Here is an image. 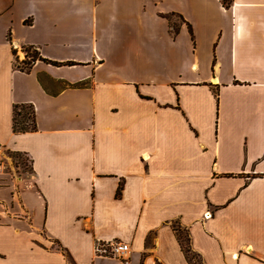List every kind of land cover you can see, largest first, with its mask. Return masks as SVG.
<instances>
[{
  "label": "crops",
  "instance_id": "obj_1",
  "mask_svg": "<svg viewBox=\"0 0 264 264\" xmlns=\"http://www.w3.org/2000/svg\"><path fill=\"white\" fill-rule=\"evenodd\" d=\"M0 150V264H264V0H0Z\"/></svg>",
  "mask_w": 264,
  "mask_h": 264
},
{
  "label": "trees",
  "instance_id": "obj_2",
  "mask_svg": "<svg viewBox=\"0 0 264 264\" xmlns=\"http://www.w3.org/2000/svg\"><path fill=\"white\" fill-rule=\"evenodd\" d=\"M176 31V29H174ZM191 31V29H189ZM30 59H26L21 64L15 62V67L21 71H29L33 63L40 59L38 51L32 46L25 47ZM23 64V65H22ZM84 82L72 84L73 86L83 85ZM36 129L35 117L33 108L29 104H15L12 109V130L13 132H30ZM19 155V153H16ZM178 234V233H177ZM178 241L180 243L182 252L184 253L186 260L189 264H202L201 260L196 254H194L189 246V240L185 234L183 237L178 234ZM198 258V259H197Z\"/></svg>",
  "mask_w": 264,
  "mask_h": 264
},
{
  "label": "built area",
  "instance_id": "obj_3",
  "mask_svg": "<svg viewBox=\"0 0 264 264\" xmlns=\"http://www.w3.org/2000/svg\"><path fill=\"white\" fill-rule=\"evenodd\" d=\"M21 49V48H20ZM17 48V61L22 63L26 59H30L27 50H19ZM16 165L13 164L11 156L0 150V174L7 173L10 178L17 176ZM93 252L96 257L114 258L119 264H130L131 247L129 243L117 239L96 240L93 245Z\"/></svg>",
  "mask_w": 264,
  "mask_h": 264
},
{
  "label": "rangeland",
  "instance_id": "obj_4",
  "mask_svg": "<svg viewBox=\"0 0 264 264\" xmlns=\"http://www.w3.org/2000/svg\"><path fill=\"white\" fill-rule=\"evenodd\" d=\"M21 49L24 50L25 47H22ZM21 49H19V50H21ZM17 57H18V54L16 53V60H15V62H18L17 61ZM25 60H26V58L23 61H25ZM8 154H9V156H11L12 161H13V164L16 165V169L15 170L17 172L20 171V170H28L29 169V166H30V164H29V158L26 155L21 154V153L19 155H16L15 152L14 153H9L8 152ZM3 176L10 177L7 173L0 174V187H2V186L5 185V177H3ZM0 220H2L1 217H0ZM178 234L183 237L185 235V232L180 229L179 232H178Z\"/></svg>",
  "mask_w": 264,
  "mask_h": 264
}]
</instances>
